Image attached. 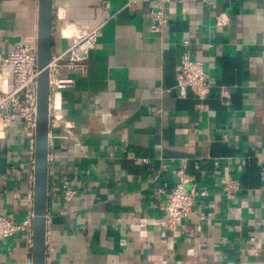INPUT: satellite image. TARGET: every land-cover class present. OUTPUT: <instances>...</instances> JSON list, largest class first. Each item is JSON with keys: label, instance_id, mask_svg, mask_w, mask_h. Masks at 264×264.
<instances>
[{"label": "crops", "instance_id": "obj_1", "mask_svg": "<svg viewBox=\"0 0 264 264\" xmlns=\"http://www.w3.org/2000/svg\"><path fill=\"white\" fill-rule=\"evenodd\" d=\"M130 1L52 0L51 57L65 58L49 76L45 264H264V0H169L160 31L150 0ZM90 32L75 70L68 50ZM36 33L37 0H0V61ZM187 49L209 78L201 110L174 89ZM180 167L206 194L170 229ZM32 182L33 137L0 123V216L32 213ZM30 245L24 231L1 241L0 264H31Z\"/></svg>", "mask_w": 264, "mask_h": 264}, {"label": "built area", "instance_id": "obj_2", "mask_svg": "<svg viewBox=\"0 0 264 264\" xmlns=\"http://www.w3.org/2000/svg\"><path fill=\"white\" fill-rule=\"evenodd\" d=\"M131 0L130 2H133ZM169 0H150L151 7L149 14L152 18L151 27L160 31L167 24L168 19L165 14V6ZM226 18L220 14L216 18V23L224 24ZM95 32L77 36L76 41L68 50L73 56L69 67L84 71L85 55L89 45L92 43ZM184 45H188V41H183ZM64 54L51 57L49 62V76L54 73L60 64L64 62ZM10 68V88L8 90L0 89V123L4 126L12 123L14 119H20L23 125L32 137L35 130V112H36V83H37V55L36 45L22 40L14 44L8 54L1 59L0 68ZM70 79H58L56 84L70 82ZM176 93L180 97L186 95L190 90L197 100V108H204V100L206 99L210 83L202 64L199 61L190 58V51L187 49L180 57L179 67L176 74V83L174 85ZM155 114H161L159 108H153ZM177 181L174 186L165 193V201L162 210L166 213L165 226L173 229L182 223L191 213L194 205L195 196H203L205 190H199L193 177L188 175L183 167L174 170ZM239 188V182L235 178L227 177L223 182L222 192L226 197ZM62 198L70 201L75 191L69 186L65 180L61 183ZM32 213L22 220H14L6 216H0V242L15 233L24 231L31 238Z\"/></svg>", "mask_w": 264, "mask_h": 264}, {"label": "water", "instance_id": "obj_3", "mask_svg": "<svg viewBox=\"0 0 264 264\" xmlns=\"http://www.w3.org/2000/svg\"><path fill=\"white\" fill-rule=\"evenodd\" d=\"M52 45V0H37V83L33 135L31 264H45L48 191L49 62Z\"/></svg>", "mask_w": 264, "mask_h": 264}]
</instances>
